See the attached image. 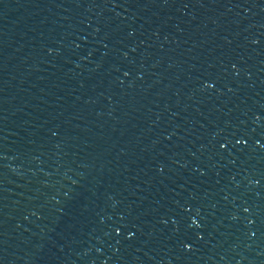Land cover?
<instances>
[{
  "label": "water",
  "instance_id": "water-1",
  "mask_svg": "<svg viewBox=\"0 0 264 264\" xmlns=\"http://www.w3.org/2000/svg\"><path fill=\"white\" fill-rule=\"evenodd\" d=\"M0 264H264V0H0Z\"/></svg>",
  "mask_w": 264,
  "mask_h": 264
}]
</instances>
